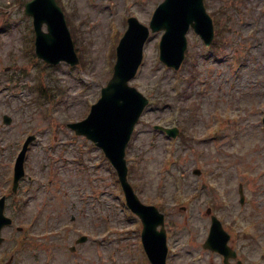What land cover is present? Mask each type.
Listing matches in <instances>:
<instances>
[{
  "label": "rangeland",
  "instance_id": "374dc122",
  "mask_svg": "<svg viewBox=\"0 0 264 264\" xmlns=\"http://www.w3.org/2000/svg\"><path fill=\"white\" fill-rule=\"evenodd\" d=\"M159 2L96 0L88 8L84 0H59L70 22L81 25L76 34L82 56L77 67L59 64L42 74L50 76L49 86H57L61 97L55 107L45 104L38 110L29 88L40 64L30 66L24 44L31 19L18 0H0V24L9 23L0 32V187L20 142L29 134L37 138L25 164L32 177L28 192L22 186L17 203L7 202L6 213L15 223L2 232L0 255L15 251L12 264H144L135 232L138 220L126 219L114 171L92 144L81 138L71 142L72 133L63 124L81 119L99 98L109 77L110 48L116 46L117 34L113 41L111 36L125 30V18L134 16L147 25ZM207 5L222 32L219 52H206L190 32L188 60L173 72L158 60L161 33L151 34L144 47L131 85L152 104L127 148L129 182L142 202H152L165 214L174 249L167 264H221L203 247L210 226L208 208L226 231L238 234L230 243L239 248L243 263L264 264V0H209ZM29 67L34 70L23 76V84L12 83ZM3 115L11 117L9 127L2 126ZM173 122L183 128L175 140L153 130L154 125ZM52 142L57 147L50 150ZM60 145L67 148L63 155L68 165L55 164L47 188L46 169ZM76 155L82 166L72 164ZM194 169L202 174L193 176ZM176 200L186 206L176 205ZM70 224L88 236L74 253L70 247L80 235L64 229ZM16 226L25 227L23 233L31 240H19ZM105 227L118 231L103 238Z\"/></svg>",
  "mask_w": 264,
  "mask_h": 264
},
{
  "label": "water",
  "instance_id": "95a60500",
  "mask_svg": "<svg viewBox=\"0 0 264 264\" xmlns=\"http://www.w3.org/2000/svg\"><path fill=\"white\" fill-rule=\"evenodd\" d=\"M27 13L34 18L37 56L52 64L59 61L76 64L63 16L53 0H35L27 6ZM43 23L48 26L46 35L40 32ZM189 27L200 34L207 44L211 41L212 25L205 15L202 0H164L154 12L150 29L153 32L165 31L160 42V60L168 67L179 68L186 47L185 33ZM147 36V28L134 19L129 20L128 31L117 48L113 77L102 89L101 99L92 107L85 121L69 125L77 134L86 136L103 149L123 183L126 175L124 147L147 103L135 89L127 86V82L134 77L140 64ZM128 204L144 222L142 237L151 264H165L164 234L156 232V227L162 225V216L151 209L139 208L130 197ZM6 223L8 221L0 216V228ZM226 239L227 235L214 219L204 247L222 253Z\"/></svg>",
  "mask_w": 264,
  "mask_h": 264
}]
</instances>
